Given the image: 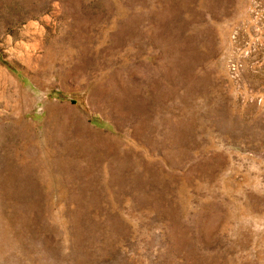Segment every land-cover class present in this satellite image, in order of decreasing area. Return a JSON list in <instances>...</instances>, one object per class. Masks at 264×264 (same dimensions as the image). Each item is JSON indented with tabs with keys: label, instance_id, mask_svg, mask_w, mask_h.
I'll list each match as a JSON object with an SVG mask.
<instances>
[{
	"label": "rangeland",
	"instance_id": "rangeland-1",
	"mask_svg": "<svg viewBox=\"0 0 264 264\" xmlns=\"http://www.w3.org/2000/svg\"><path fill=\"white\" fill-rule=\"evenodd\" d=\"M0 264H264V0H0Z\"/></svg>",
	"mask_w": 264,
	"mask_h": 264
}]
</instances>
